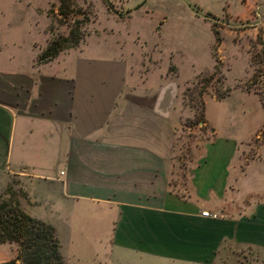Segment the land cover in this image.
Masks as SVG:
<instances>
[{"label": "crops", "instance_id": "crops-1", "mask_svg": "<svg viewBox=\"0 0 264 264\" xmlns=\"http://www.w3.org/2000/svg\"><path fill=\"white\" fill-rule=\"evenodd\" d=\"M117 23L39 62L47 28L0 0V187L21 179V210L54 229L65 264H264V141L238 164L249 140L231 100L179 165L178 69Z\"/></svg>", "mask_w": 264, "mask_h": 264}, {"label": "rangeland", "instance_id": "rangeland-1", "mask_svg": "<svg viewBox=\"0 0 264 264\" xmlns=\"http://www.w3.org/2000/svg\"><path fill=\"white\" fill-rule=\"evenodd\" d=\"M59 1L21 0L35 33L47 28L49 39L66 36L72 22L81 21L82 35L87 28L114 26L119 20L122 23L117 24L126 25L130 35L137 33V42L146 51L171 55L179 72L169 66L171 79L181 80L183 114L176 135L180 150L175 155L179 165L186 164L199 140L213 137L207 116L222 125L219 109H228L234 100L244 115L239 135L249 140L238 146V164L257 156V147L264 141V108L252 89L264 90V80L256 77L251 85L255 71L251 56L259 51V37L264 45V0H71L73 5H67L62 15L57 14ZM226 89L227 95L217 99ZM226 98L230 100L220 101ZM21 184L17 176L6 178L0 199L10 198L20 208ZM0 251V260L3 256L13 259L17 246H0Z\"/></svg>", "mask_w": 264, "mask_h": 264}, {"label": "trees", "instance_id": "trees-1", "mask_svg": "<svg viewBox=\"0 0 264 264\" xmlns=\"http://www.w3.org/2000/svg\"><path fill=\"white\" fill-rule=\"evenodd\" d=\"M67 5L71 6L73 2L60 0L57 14L65 13ZM83 24L81 21H73L66 36L49 39L37 60L39 62L49 60L61 50L77 46L85 34L81 35L79 30V26ZM215 40H218L217 36ZM257 42L259 51L251 56V63L255 67L252 86L257 82L256 77L264 80V45L260 37ZM245 90L249 91L250 87H246ZM227 92L228 89L219 94L217 99L223 98ZM252 92L258 95L264 108V90L254 86ZM2 243L17 246V254L13 259L0 261V264H65L54 229L49 224L27 215L18 207L17 202L10 198L0 199V244Z\"/></svg>", "mask_w": 264, "mask_h": 264}, {"label": "built area", "instance_id": "built-area-1", "mask_svg": "<svg viewBox=\"0 0 264 264\" xmlns=\"http://www.w3.org/2000/svg\"><path fill=\"white\" fill-rule=\"evenodd\" d=\"M200 215L203 216V217H211V218H215L216 217V214H213V213L211 214V213H209L207 211H201Z\"/></svg>", "mask_w": 264, "mask_h": 264}]
</instances>
